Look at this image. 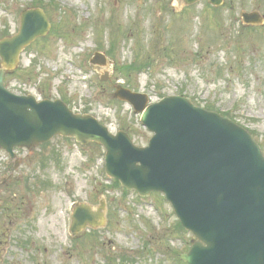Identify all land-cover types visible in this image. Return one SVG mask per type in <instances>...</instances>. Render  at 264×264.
Segmentation results:
<instances>
[{
	"label": "rangeland",
	"instance_id": "obj_1",
	"mask_svg": "<svg viewBox=\"0 0 264 264\" xmlns=\"http://www.w3.org/2000/svg\"><path fill=\"white\" fill-rule=\"evenodd\" d=\"M32 9H42L51 28L6 75L9 90L62 100L113 133L127 132L139 147L152 134L130 105L113 98L114 86L145 93L152 102L181 95L228 116L264 150V0H224L221 7L209 0L191 6L183 0H0V40L16 35L22 13ZM254 12L262 25H245L242 14ZM96 53L105 55L107 68L91 64ZM105 71L109 80L103 82ZM40 150L52 151L49 161L41 168V157L32 156L21 173L31 183L50 182L51 193L35 203V232L26 229L19 238H35L40 253L44 246L49 252L44 261L29 262L31 249L21 252V244L9 242L14 248L2 255L18 264H186L179 255L193 237L162 194L143 199L113 186L99 146L57 137ZM6 162L1 154L0 175ZM101 202L107 224L72 235L75 208L96 211Z\"/></svg>",
	"mask_w": 264,
	"mask_h": 264
},
{
	"label": "water",
	"instance_id": "obj_2",
	"mask_svg": "<svg viewBox=\"0 0 264 264\" xmlns=\"http://www.w3.org/2000/svg\"><path fill=\"white\" fill-rule=\"evenodd\" d=\"M243 17L247 24L262 21L257 13ZM49 30L43 10H29L22 14L19 33L0 42V150L13 154L15 148L37 147L57 135L101 145L110 178L144 198L165 194L193 235L190 251L180 255L184 262L264 264V151L253 136L189 98L171 96L150 104L148 95L117 86L114 97L142 114V124L153 133L148 146L137 147L127 133L114 135L95 117L75 114L61 100L39 102L32 95L11 93L5 86L7 71L15 70L24 49ZM91 63L106 66V58L96 54ZM103 207L94 214L79 208L72 232L88 224L102 226Z\"/></svg>",
	"mask_w": 264,
	"mask_h": 264
},
{
	"label": "flooded vegetation",
	"instance_id": "obj_3",
	"mask_svg": "<svg viewBox=\"0 0 264 264\" xmlns=\"http://www.w3.org/2000/svg\"><path fill=\"white\" fill-rule=\"evenodd\" d=\"M37 150L43 151L40 150V147L31 150L18 149L16 151L17 156L0 151V155L6 154L7 156L5 168L7 171L3 172L5 174L0 175V264H18L14 260L13 255L9 253L2 255L4 249L7 251L10 248H14L9 242H14L17 245L21 244L22 248L18 247L21 252L31 249L32 255H29L27 260L29 262L34 261L37 263L42 261V258L44 261L45 254L49 252V249L44 246V253L41 254L37 248L35 238L33 241L29 238L22 240L19 238L21 234L26 232V229L29 230V233L31 231L35 232V203L39 199L42 204L45 199L49 198L51 193L52 185L50 182L37 179L34 183H31L27 179H24L21 173V170L26 167L27 161L25 159H32V156L41 157V168H43L42 162L49 161L52 151L49 153H37ZM53 150L58 153L57 150ZM25 154H27V157L24 156L22 158L21 156ZM12 230L13 237L15 236L16 240H12ZM8 237L10 238L5 243V238ZM35 258L39 260L35 261Z\"/></svg>",
	"mask_w": 264,
	"mask_h": 264
},
{
	"label": "trees",
	"instance_id": "obj_4",
	"mask_svg": "<svg viewBox=\"0 0 264 264\" xmlns=\"http://www.w3.org/2000/svg\"><path fill=\"white\" fill-rule=\"evenodd\" d=\"M207 109L212 110L213 108H211V107H207ZM115 184H116V186H119V183H118V182H115ZM179 225H180V224H179ZM179 227H181V226H179ZM181 229H182V227H181Z\"/></svg>",
	"mask_w": 264,
	"mask_h": 264
}]
</instances>
